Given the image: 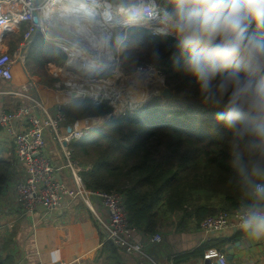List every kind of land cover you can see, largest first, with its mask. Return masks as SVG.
I'll use <instances>...</instances> for the list:
<instances>
[{
    "label": "trees",
    "instance_id": "obj_1",
    "mask_svg": "<svg viewBox=\"0 0 264 264\" xmlns=\"http://www.w3.org/2000/svg\"><path fill=\"white\" fill-rule=\"evenodd\" d=\"M129 29L137 42L145 41L151 46L150 61L166 75L167 84L174 91L172 97L166 96L168 101L182 96L184 106H161L153 99L134 113L124 111L87 137L71 142L72 157L81 164L86 187L121 193L130 223L148 234L158 232L159 223L176 221L181 228L192 221L199 226L208 216L245 207L248 201L230 136L223 128L213 127L215 111L202 105L194 82L176 63L174 41L152 35L140 26ZM29 54L46 69L62 63L65 57L42 33L35 36ZM187 94L193 95L192 101ZM62 109L74 122L104 115L112 107L81 98ZM5 150L0 143L1 203L4 192L20 172L16 169L17 160L3 156ZM245 160L257 161L260 157L245 154ZM104 247L117 249L109 241L104 242ZM205 248L177 255L174 263H182V259L187 260L197 252L204 255ZM0 264H12V260L0 256Z\"/></svg>",
    "mask_w": 264,
    "mask_h": 264
},
{
    "label": "built area",
    "instance_id": "obj_2",
    "mask_svg": "<svg viewBox=\"0 0 264 264\" xmlns=\"http://www.w3.org/2000/svg\"><path fill=\"white\" fill-rule=\"evenodd\" d=\"M66 1H81L95 9H100L101 5L107 2L122 6L120 15L124 19V23L114 27L122 25L125 29H129L134 26H143L150 30L152 35H158L154 27L148 22L147 13L141 9L142 0ZM53 2L54 0H0V42L5 33L18 31L22 26L26 28L23 40L15 52L0 53V81H14L16 85L22 83L25 78L23 66L26 64L28 47L33 36L40 31L45 34L46 40H55L57 46L59 45L68 53L73 63L79 58H82L83 64L86 62L84 56L87 52L90 53V50L83 45H71L79 54L74 60L70 52L62 45V43L68 45L70 42L64 40L61 34L54 36L53 30H47L50 20L46 11ZM159 2L161 3V0ZM52 18L55 20L53 16ZM74 69L72 71H75ZM16 71L21 72L17 79L15 78ZM86 76V79L90 80V77L94 75L89 72ZM84 85V82L82 85L75 84V87L67 85L68 88L62 90L67 94L65 102H72L79 97L76 88L84 87ZM35 86L38 85L35 84ZM55 93H61V90H57ZM30 98L34 102L31 105L20 104L10 111H0V131L3 130L14 141L17 163L23 167V176L15 184L16 204L25 213L34 215L40 209L45 213L60 211L69 203L80 200L90 211L97 214V217H100L95 208L96 203H98L107 212V220L100 221L106 241L111 242L128 254L143 253L145 243L135 239L134 235L137 229L129 221L123 195L117 191L106 192L88 189L81 177L82 167L74 161L69 146L71 142L81 140L93 130L102 127L108 120L116 119L124 110L89 120H77L74 125H71V131H68L67 116L58 104L56 109L50 112L42 96L39 97V100ZM36 108L41 110L43 114L39 115L35 111ZM47 131L53 135L60 146L65 158L63 166L55 165L48 155ZM64 142L67 143L66 146L63 144ZM63 167L71 173V185H67L58 177V173ZM243 208L208 216L202 220L200 227L207 233L219 232L228 228L238 229L237 217ZM148 239L151 243H160L163 241V236L160 232H156ZM203 257L211 259L216 264H227L225 253L216 247L206 249Z\"/></svg>",
    "mask_w": 264,
    "mask_h": 264
},
{
    "label": "clouds",
    "instance_id": "obj_3",
    "mask_svg": "<svg viewBox=\"0 0 264 264\" xmlns=\"http://www.w3.org/2000/svg\"><path fill=\"white\" fill-rule=\"evenodd\" d=\"M162 5L142 0L141 9L156 34L172 38L176 63L194 82L202 105L215 111V125L230 136L248 201L238 230L249 239L264 238V0ZM245 154L260 160H245Z\"/></svg>",
    "mask_w": 264,
    "mask_h": 264
},
{
    "label": "crops",
    "instance_id": "obj_4",
    "mask_svg": "<svg viewBox=\"0 0 264 264\" xmlns=\"http://www.w3.org/2000/svg\"><path fill=\"white\" fill-rule=\"evenodd\" d=\"M51 10V7L50 10L47 9L46 14L50 15ZM48 26L50 27L48 30H53V26L57 25L49 21ZM16 32L4 34L0 42L1 52H15L18 49L22 39L15 40ZM38 33L45 36L43 32H37L30 45ZM8 35L12 36L9 42L7 41ZM29 48L30 46L28 54ZM9 82L11 81H0V111H10L20 104L34 103L30 97L19 92L20 87ZM46 90L48 91L47 88ZM48 93L51 96L54 90ZM32 94L36 95V91ZM40 95L39 97L42 96ZM47 100L51 104L49 110L53 112L57 105L51 102L50 97ZM35 111L39 115L43 114L37 108ZM76 121L72 122L67 117V129ZM51 136L53 137L47 131V143ZM11 142L15 153L14 141ZM47 150L55 165H64L65 158L60 146L58 151L53 145ZM17 164L20 168L18 176L22 178L23 167ZM58 177L67 185L72 184V176L67 168L63 167ZM9 192H12L10 201L5 203L8 204L6 206L9 209H7V214L0 217V256L10 257L12 264H178L174 263L177 255L196 252L202 246H206L204 253L208 247L224 250L226 257H232L227 259V264H264V238L249 239L236 228L207 233L200 225L196 226V223L192 221L181 228L177 226L176 221L159 223L158 232L163 236V241L160 243H151L148 238L153 234L137 230L134 235L135 239L145 243L143 253L128 254L116 246V250L106 249L104 247L105 232L102 230L100 221L107 220V212L98 203L95 208L100 217H97V214L90 211L80 200L69 203L60 211L45 213L40 209L31 215L25 213L16 204L14 182L4 192L3 197ZM203 256L197 252V255L187 260L182 259V263L179 264H215L213 261L207 263Z\"/></svg>",
    "mask_w": 264,
    "mask_h": 264
},
{
    "label": "rangeland",
    "instance_id": "obj_5",
    "mask_svg": "<svg viewBox=\"0 0 264 264\" xmlns=\"http://www.w3.org/2000/svg\"><path fill=\"white\" fill-rule=\"evenodd\" d=\"M25 32L26 28L22 26L16 32L15 40H23ZM110 33L111 35L108 43L109 48L112 52V56L114 58L113 61L111 60L112 65L105 67L104 70L98 75L90 77V80L86 79V74H88L89 72L83 70L80 71L77 67H74L75 71H72L73 69L67 66V63L71 61V58L69 57L68 53L62 48H60L59 45L57 46L55 40H51L49 42L53 43L65 55L62 63H54V65L48 66V69L42 68L39 65L40 63L37 64V62L30 57V54H27L26 64L23 66V70L25 72L24 80L21 84L18 85L13 83L14 81H11L9 83L15 84L16 86L20 87L19 92L27 96L28 98L32 97L34 99L39 100V95L41 94L42 98L48 105V111H50L49 107L51 105L50 102H48L47 100L49 99V97L52 100L51 102H55V105L58 104L61 109L66 105L67 102H65V99H67V94L63 91L68 88V79L70 78L74 80L73 82L76 85H82L84 82L85 89L100 88L102 93L103 91H109L113 95H115V103H113L112 100L108 98H101L102 96H99L97 99L94 98V96L88 98V100L94 104L105 103L112 107V110L104 115L82 118L85 120L114 114L117 113L118 110L128 111L130 114H132L138 109L147 105L153 99H156L158 104H160L161 106L173 104L175 107H183V101L185 100L184 98H182V96L178 99L172 98L173 100H171L170 102L168 101V98L166 96L158 94V90H162L165 87L170 89V86H168L167 84L166 75L150 61L149 54L151 51V46L148 45L145 41L137 42L136 36L133 35L131 29H125L124 27H122V25L110 28ZM10 39H12V36L9 37L8 35L7 41L9 42ZM85 48L89 50L87 46H85ZM9 52L13 53V51ZM0 53L2 52L0 51ZM81 59L82 58L76 60L78 65L83 63ZM16 69H18V67H16ZM44 69H46L47 71H44ZM20 75L21 72L16 71L15 78L17 79V77ZM35 84H37L38 86L36 87ZM42 86L46 87L43 88ZM46 88L48 89V91L46 90ZM51 90H61V93H55L54 91V93L50 96L48 92ZM35 91L36 95H33L32 93H34ZM170 92L171 94H174V91H172L171 89ZM185 96L189 97L190 101L193 100L192 94H187ZM121 103L124 104V107L122 109H118V105H120ZM124 111H122L119 116L123 114ZM213 127H216V125H214ZM219 128L221 129V127ZM11 141L13 140L9 136H7L3 130H1L0 143L6 149L3 153V156L9 159L14 158L15 160V153L12 151L11 147L13 143ZM57 143L58 142H56V140L53 141V137L51 136L47 143V149L48 147L51 148L53 145V147L56 148V150L58 151L59 144ZM76 162L78 163V166H81L77 159ZM16 169L19 172L20 168L18 165L16 166ZM18 180H20V178L19 176H16L14 184H16ZM11 194L12 192H9L8 195H5L1 199L2 203L0 202V217H3L5 214H7L6 212L9 208H7L6 206L8 204L5 203H8L10 201Z\"/></svg>",
    "mask_w": 264,
    "mask_h": 264
},
{
    "label": "bare ground",
    "instance_id": "obj_6",
    "mask_svg": "<svg viewBox=\"0 0 264 264\" xmlns=\"http://www.w3.org/2000/svg\"><path fill=\"white\" fill-rule=\"evenodd\" d=\"M52 8L49 16L50 22H53L60 30L62 38L70 45H64L68 52L76 60L79 55L76 49L71 45H83L87 46L90 53L87 52L83 64H77V62H68L69 68L77 67L79 70L91 72V74L102 72L105 67L111 66V60L113 61L112 52L109 48L110 28L117 24H123L124 19L120 15L122 6H117L112 3H104L100 9H95L91 5L84 2H68L66 0H54L50 5ZM50 7L48 9L50 10ZM52 16L55 20H53ZM50 27H47V30ZM49 35V34H48ZM95 50V51H94ZM94 51V52H91ZM76 80V79H75ZM68 85L75 87L73 79H68ZM82 84V83H81ZM76 92L78 96L76 98H108L115 103V95L109 91L101 92L100 89H85V87H77ZM117 96V94H116ZM124 104L118 105V109H122ZM119 111V110H118Z\"/></svg>",
    "mask_w": 264,
    "mask_h": 264
},
{
    "label": "water",
    "instance_id": "obj_7",
    "mask_svg": "<svg viewBox=\"0 0 264 264\" xmlns=\"http://www.w3.org/2000/svg\"><path fill=\"white\" fill-rule=\"evenodd\" d=\"M36 20H37V18H36ZM60 29L58 28V27H55L54 29H53V35L55 36L56 34L58 35V34H61V32L59 31ZM61 41H62V39H61ZM113 60H114V58H113ZM94 76H95V74H93ZM73 94H75V93H73ZM158 94L159 95H164V96H167V97H171L172 96V94H171V92H170V89L169 88H167V87H165L164 89H162V90H158ZM79 124H80V122H79ZM71 126L68 128V131H71ZM65 146L67 145V143L66 142H64L63 143ZM224 251V250H223ZM232 257L230 256V257H227V259H231ZM212 260L211 259H206V262L207 263H210ZM216 264V263H215Z\"/></svg>",
    "mask_w": 264,
    "mask_h": 264
}]
</instances>
